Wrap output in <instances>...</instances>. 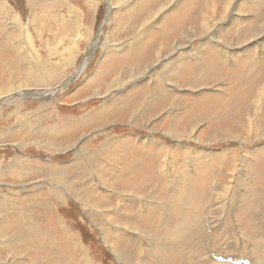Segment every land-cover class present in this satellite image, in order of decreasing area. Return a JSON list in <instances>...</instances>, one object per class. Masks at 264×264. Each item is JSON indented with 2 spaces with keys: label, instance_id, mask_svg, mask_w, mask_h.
I'll use <instances>...</instances> for the list:
<instances>
[{
  "label": "rangeland",
  "instance_id": "374dc122",
  "mask_svg": "<svg viewBox=\"0 0 264 264\" xmlns=\"http://www.w3.org/2000/svg\"><path fill=\"white\" fill-rule=\"evenodd\" d=\"M186 1L190 12L183 15L194 21H187L178 33L167 35L164 29L174 26L176 21L166 17L185 7L172 6L154 23V14L166 0H0V230L2 227L9 233L7 240L0 241V264H54L49 253H40L38 249L43 252L46 244H56L65 251L63 247L69 244L75 250L76 242L71 240L70 244L64 235L66 231L88 249L95 264H122L124 256L117 258L121 251L142 261L148 258L146 264H168L160 263L156 253L167 240L173 255L182 260L177 264H237L236 258L241 254L264 264V135H238L225 124L227 114L238 128L248 122L246 114L252 112L247 111L248 106L264 84V62L260 63L264 58V0H238L242 15L231 12L226 20L213 26L214 31L207 28L202 36L199 24L210 26L215 20L220 21L224 1L219 0L216 6L212 0ZM249 1L256 4H252L250 11L246 7ZM236 5L234 2L233 6ZM232 15L237 25L231 27ZM221 28L225 29L217 40L223 44L212 42L214 47L210 46L205 54L189 51L193 44L200 48ZM185 38L191 42L187 44L189 40ZM182 43L186 44L182 51H188L184 60L190 66L181 72L172 69L175 75H171L169 82L157 84V76L150 75L168 60L174 46L177 52L181 50L178 46ZM250 43L253 55L246 50ZM163 44L170 47L164 48ZM219 44L221 48H216ZM227 51L237 52L232 61L228 60ZM108 56L109 60H118L104 62ZM156 60L158 63L148 70L150 74L133 80L134 87L127 84L121 89L111 85L118 78L126 82ZM127 61L133 63L125 66ZM116 64L117 68L105 71ZM242 67L249 69V73ZM216 71L224 73L217 77L219 85L214 78ZM201 75L207 79L205 82ZM187 77L197 79L198 86L193 90L187 85ZM107 86L110 92L105 91ZM50 93L53 96H47ZM131 94L142 98L137 115L132 118L124 108L132 104ZM231 95L241 96L239 101L229 104L226 99ZM121 102V107L115 109ZM155 102L162 104L157 113H143L146 103L151 105L150 112L157 108ZM68 123L73 128H68ZM257 124L264 133V127H260L264 125V114ZM67 128L71 130L68 133ZM184 131L190 133L184 136ZM245 136L250 138L249 142L239 138ZM83 142H90L87 147L101 159L94 161L98 170L95 174L90 172L91 162L86 166L77 164ZM163 149L166 155H161ZM108 154H114L118 161L111 159L107 163ZM18 155L30 160L22 167L28 173L22 180L3 175L8 173L4 168L9 170ZM134 158L139 160L137 166ZM163 160L167 162L161 169ZM52 165L53 169L55 166L68 171L72 187L62 185L51 177L52 173L48 176L46 171H39L40 166H45L52 172ZM102 167L104 175L105 170L110 171L114 174L109 175L127 183L142 170L140 179L153 180V186H142L140 190L144 191H138L141 197L125 194L127 202L122 200L117 207V190L99 182ZM89 185H93L96 200L103 198L108 205L83 203L78 198L79 191L82 198L88 197ZM130 188L134 191L135 185ZM56 191L65 199L60 201ZM106 209L105 213L115 217V223L102 214ZM128 222L137 223L141 233L123 230L131 226L125 224ZM159 235L164 239H159ZM16 236L20 239H14ZM30 244L37 246L22 248ZM139 247L144 253L138 255ZM75 257L83 264L78 254ZM174 262L175 258L171 263Z\"/></svg>",
  "mask_w": 264,
  "mask_h": 264
},
{
  "label": "bare ground",
  "instance_id": "6f19581e",
  "mask_svg": "<svg viewBox=\"0 0 264 264\" xmlns=\"http://www.w3.org/2000/svg\"><path fill=\"white\" fill-rule=\"evenodd\" d=\"M132 1V0H131ZM224 1V4H223V6L221 7L222 8V11H223V18L222 19H219L220 21H216L215 20V22H214V24H212V25H210V26H205L204 25V23L201 25V24H199V29H200V35L202 36L203 35V33L205 34V30L207 29L208 31H209V28L211 27L212 29H213V26L216 24V23H218V22H221V21H223V20H226L227 19V15L228 14H231V12H235V15H237V16H240V15H242V14H240L241 13V5L239 4L240 2L238 1V0H223ZM241 1V0H240ZM185 2H187L186 0H166V3L163 5V6H161L159 9H157L158 11L154 14V16H153V22L155 23V22H158V19H159V17H160V15L162 14V12L163 11H168V10H171V8H172V6H174V5H181V6H183V7H185V9L184 10H182V11H180V10H176L175 12L173 11V12H171L166 18H168V20H170L171 21V19H174L175 21H176V24L174 25V26H172V25H170V26H168L167 28H165L164 29V31L163 32H166V34L167 35H171V34H173L174 32H176V33H178L181 29L183 30L184 28H185V25L187 24L186 22L187 21H189L187 18H186V16L187 15H183V12H187V8H186V6H185ZM212 2L214 3V6H216V5H219V0H212ZM234 2H236L237 3V5L236 6H233L234 5ZM212 3V4H213ZM211 4V5H212ZM221 4V5H222ZM252 4H255V2L254 1H249V3L247 4V8H248V10L250 11L251 9H252ZM209 5V4H208ZM256 5V4H255ZM240 6V7H239ZM213 7V6H212ZM212 7H210V8H212ZM216 8V7H215ZM240 8V9H239ZM217 9V8H216ZM237 9H238V11L239 12H237ZM258 8H256L255 10H257ZM211 10V9H210ZM215 10V9H214ZM216 11V10H215ZM214 11V12H215ZM249 11H248V13H249ZM188 12H190L189 10H188ZM213 12V11H212ZM258 12V11H257ZM206 13V12H205ZM247 13V14H248ZM217 15V14H216ZM209 16V15H208ZM220 16H221V13H220ZM232 16H234V15H232ZM110 17V16H109ZM216 18V17H215ZM226 18V19H225ZM208 19V18H207ZM206 19V20H207ZM210 19V18H209ZM218 19V18H217ZM255 19V23H256V21H258V20H256V18H254ZM237 20V19H236ZM235 16L232 18V21H230L229 22V25L231 26L232 24H235V25H237L236 23H235ZM194 21V20H193ZM192 21V22H193ZM205 21V20H204ZM247 21H248V19H247ZM191 22V19H190V21L188 22V23H190ZM191 22V23H192ZM209 22V21H208ZM254 22V21H253ZM252 22V23H253ZM151 23V22H150ZM200 23V22H199ZM207 23V22H206ZM238 23V22H237ZM250 23V22H249ZM262 23V22H261ZM258 24V23H257ZM154 25V24H153ZM156 25V24H155ZM253 25H255V24H253ZM260 25V24H259ZM256 26V25H255ZM151 27V26H150ZM196 27V26H195ZM224 27V26H223ZM227 27V26H226ZM232 27V26H231ZM258 27V26H257ZM263 28H264V26H262ZM260 28V27H259ZM224 29L225 28H221V30H219L216 34H213L212 32V34L213 35H211V37H210V35L208 36V37H210L209 39H207V42H205V43H203L202 44V46L200 47V48H196V45H194L193 44V46H192V48H191V50H189L190 52H193V53H198L199 55L200 54H202V52L204 53V52H206V53H208L207 51L208 50H210V46H213V45H211V43L212 42H216V43H221L220 42V40H217L218 38H219V36L221 35V33L224 31ZM196 30H197V28H196ZM203 30H204V32H203ZM230 30L232 31V29L230 28ZM241 30V29H240ZM257 30V29H256ZM195 30H193V32H194ZM213 31H214V29H213ZM244 31V30H243ZM247 31V30H246ZM248 31H250V30H248ZM253 31V30H252ZM144 32V31H143ZM168 32V33H167ZM192 32V31H191ZM198 32H199V30H198ZM240 32V31H239ZM264 32V31H263ZM207 33V32H206ZM215 33V32H214ZM244 33V32H243ZM247 33V32H246ZM252 33V32H251ZM257 33H258V31H257ZM146 34V33H145ZM253 34V33H252ZM256 34V33H255ZM261 34V33H260ZM141 35V34H140ZM199 35V36H200ZM206 35V34H205ZM204 35V36H205ZM223 35V34H222ZM233 35V34H232ZM244 35V34H243ZM242 35V36H243ZM257 35V34H256ZM240 36V35H239ZM247 36V35H246ZM252 36H254L255 37V35H252ZM197 37V36H196ZM235 37H236V35H235ZM248 37V36H247ZM139 38V37H138ZM138 38L136 39V44H137V42L139 41L138 40ZM200 38V37H199ZM234 38V37H233ZM250 38H251V36H250ZM224 39V38H223ZM241 39V38H240ZM187 40H189V39H186L185 38V41H187ZM233 40V39H232ZM255 40V39H254ZM99 42V41H98ZM164 42H166L167 43V41H164ZM191 41L189 40L188 42H187V44H189ZM253 42V41H252ZM262 42V41H261ZM230 43V42H229ZM236 43V42H235ZM234 43V44H235ZM168 44V43H167ZM167 44H163L162 45V47L164 46V48L165 47H167V48H169L170 46H167ZM176 44H178V43H176ZM221 44H223V43H221ZM226 43H224V45H222V47H227V45H225ZM231 44V43H230ZM99 45V44H98ZM28 46V45H27ZM107 46L108 45H106L105 44V49H104V51H107ZM184 46H186V44L184 45V43H182L181 45H179L178 47H180L181 48V50H179L178 52H177V49H176V46H174L173 48H172V51L169 53V55H168V60L165 62V63H161V67L159 68V70H154V73L153 74H151L150 75V77L152 76V78H153V76H157V79H156V83L158 84V82L160 83V84H164V81H166V83H168L169 82V79H171L172 77H171V75H175V73L174 72H171L172 71V69H174V70H178L179 69V71L181 72V70L183 69V68H185V67H189L190 65L187 63V62H185V56H186V54L188 53V51H182V49L184 48ZM110 47V46H109ZM129 47V46H128ZM135 47H136V45H134V47H131V48H133V53L134 52H136V50H135ZM214 47V46H213ZM123 48V47H122ZM216 48H221V46H220V44H219V46H217ZM232 48L234 49V48H237V47H235V46H232ZM245 48V47H244ZM251 48H252V44L250 43V44H248V46H247V48H246V50H247V52L250 54V55H253L252 54V52H251ZM126 50V49H125ZM215 50V49H214ZM226 50V49H225ZM255 50V49H254ZM162 51V50H161ZM223 51V50H222ZM262 51H264V49H262ZM30 52H31V54L33 53V51L32 50H30ZM218 53H219V51H217ZM244 52V51H243ZM247 52H246V54H247ZM255 52V51H254ZM253 52V53H254ZM108 53V52H107ZM106 53V54H107ZM159 53V52H158ZM161 54V53H160ZM205 54V53H204ZM227 54H228V60H233L234 59V56L235 55H237V52L236 53H233L232 51H227ZM107 55H109V53L107 54ZM163 55V54H162ZM207 55V54H206ZM30 56V55H29ZM156 56H158V55H156ZM209 56V55H208ZM207 56V57H208ZM216 56V55H215ZM34 57V56H33ZM113 57V56H112ZM240 57V56H239ZM248 57V56H247ZM252 57V56H251ZM35 58V57H34ZM34 58H33V60H34ZM78 58V57H77ZM115 58V57H114ZM161 58V56L159 57V58H157V60L159 61V59ZM201 58V57H200ZM211 58H212V54H211ZM218 60H219V57H216ZM250 58V57H249ZM254 58V57H253ZM115 59H117L118 60V58H115ZM115 59H113V60H115ZM202 60H203V58H201ZM205 59V58H204ZM215 59V58H214ZM247 59V58H246ZM245 59V60H246ZM250 59H252V58H250ZM250 59H248V60H250ZM113 60H109V56H108V58H105L104 59V62L105 61H113ZM154 61V63H152V64H149L148 66H147V68L143 71V72H141V73H139L138 75H136V76H132V77H130L126 82H124V80L123 79H121V78H118V79H115L114 80V83L113 84H111V85H114V86H116V87H118V88H121V89H123V88H125L126 87V85L127 84H131V85H133V87L135 86L133 83V80H135L137 77L139 78L140 76H147L148 74H150V73H148V70L151 68V67H154V65H156L157 63H158V61ZM221 60H223L222 58H221ZM243 60V59H242ZM241 60V61H242ZM254 60H256V58H254ZM252 61V62H255V61ZM257 60H258V58H257ZM77 61V60H76ZM165 61V60H164ZM188 61V60H187ZM213 61V60H212ZM215 61H216V59H215ZM225 61V60H224ZM240 61V62H241ZM115 62V61H114ZM217 62V61H216ZM227 61H225V63H226ZM239 62V61H238ZM245 62V61H244ZM248 62V61H247ZM250 62V61H249ZM248 62V63H249ZM251 62V63H252ZM264 62V58H261V64ZM131 63H133V62H131ZM131 63H128V61L126 62V65L125 66H127V65H130ZM212 63V62H211ZM210 63V64H211ZM224 63V62H223ZM223 63H221V64H223ZM248 63H245L246 64V66H247V64ZM70 64V63H69ZM72 64H74V63H72ZM220 64V63H219ZM71 65V64H70ZM75 65V64H74ZM73 65V66H74ZM232 65H234V64H232ZM244 65V64H243ZM249 65V64H248ZM252 65V64H251ZM255 65V64H254ZM117 66H118V64H116L115 66L114 65H110V66H108L107 68H105V71L106 70H110V69H114V68H117ZM214 66V65H213ZM221 66V65H220ZM219 66V67H220ZM223 66V65H222ZM224 66H226V65H224ZM236 66V65H235ZM253 66V65H252ZM251 66V67H252ZM254 67V66H253ZM255 67H256V65H255ZM263 67H264V65H263ZM213 68H215V67H213ZM212 68V69H213ZM230 68V67H229ZM243 68V67H242ZM249 68V67H248ZM210 69V68H209ZM223 69H224V67H223ZM235 69H237V67L235 68ZM245 69H247V68H245ZM252 69V68H251ZM153 70V69H152ZM234 70V69H233ZM243 70H244V68H243ZM252 70H254V69H252ZM213 71V70H212ZM218 71H220V69H218ZM218 71H216L217 73H218ZM230 71V70H229ZM232 71V70H231ZM237 71V70H236ZM245 71V70H244ZM256 71V70H255ZM263 71H264V69H263ZM169 72H171V74H169ZM228 72V71H227ZM245 72H248L249 73V69H247ZM244 72V73H245ZM121 73V72H120ZM216 73V74H217ZM235 73V72H234ZM238 73V72H237ZM252 74L254 73V72H251ZM251 73L249 74V76L251 75ZM224 74V73H223ZM222 73H218L217 75H215L214 76V78H215V80H216V82H217V84L220 82V80H218V78H220V77H218V76H220V75H223ZM229 74V73H228ZM163 75H166L167 76V78H163L162 76ZM187 75V74H186ZM186 75H185V77H186ZM233 75V74H232ZM264 75V74H263ZM243 76V75H242ZM241 76V77H242ZM246 76V75H245ZM248 76V75H247ZM246 76V77H247ZM253 76V75H252ZM176 77H179V75L178 74H176ZM210 77H213V75L212 76H209V79H210ZM218 77V78H217ZM236 77V76H235ZM240 77V78H241ZM245 77V80L246 79H248V78H246ZM255 77V76H254ZM238 78V77H237ZM252 78V77H251ZM260 77H258V79H259ZM262 78V77H261ZM260 78V79H261ZM147 79V78H146ZM187 79H189L188 81H187V85H189V87H191V89L193 90V88H196L197 86H198V83L197 82H195L197 79H191V77L189 78V77H187ZM227 79H229L230 80V78H227ZM253 79V78H252ZM259 79V80H260ZM116 80H117V82H116ZM207 79H205L204 77H203V75H201V81H203V82H205ZM238 80V79H237ZM241 79H239L238 81H240ZM258 80V81H259ZM234 81V80H233ZM251 81V80H250ZM40 82H42V81H40ZM136 82V81H135ZM224 82V81H223ZM257 82V81H256ZM232 84V83H231ZM242 84V83H241ZM219 85V84H218ZM228 86V85H227ZM233 86V85H232ZM236 85H234L233 86V89H235V90H237L236 89V87H235ZM111 87V86H110ZM225 87V86H224ZM117 88V89H118ZM208 88V87H207ZM115 89V88H114ZM222 89H223V86H222ZM218 90V89H217ZM106 92H110L111 90L109 89V87L107 86V88H106V90H105ZM112 91H113V89H112ZM125 91H126V89H125ZM231 91H232V89H231ZM98 92V91H97ZM100 92V91H99ZM149 92H151V91H149ZM223 92H224V90H223ZM225 92H226V90H225ZM227 92H230V91H227ZM101 93V92H100ZM231 93V92H230ZM239 93V92H238ZM164 94V93H163ZM223 94V93H222ZM243 94V93H242ZM131 95H133V101H132V104H127L126 106H124V108H126L127 110H126V112L128 111V117H130V118H132L133 117V115L134 114H136V112H137V109H139L138 108V106L140 105V103H141V100H142V98H136V96H135V94H131ZM219 95V94H218ZM47 96H53V95H51V93L50 94H48ZM168 96V95H167ZM230 96V95H229ZM241 95H239L238 97H234L233 98V95H231V97H230V99H229V97L226 99V101L228 102L229 101V104H232L233 102H235V101H239L238 100V98L240 97ZM112 99V98H111ZM110 100V99H109ZM113 101H115L114 100V98H113ZM5 103V102H4ZM144 103V102H143ZM155 103H157V104H154V105H159V102H155ZM223 103V102H222ZM244 103V102H243ZM123 103L121 102L120 104H118L117 105V107L115 108V109H118V108H120L121 107V105H122ZM105 106V105H104ZM146 107H147V109H142L144 112L143 113H145V112H149L150 114H151V116L152 115H154L155 113H157L158 112V110L161 108V106H162V104H160L157 108H155L152 112H150L148 109H149V107L151 106L149 103H146V105H145ZM230 106V105H229ZM123 107V106H122ZM227 107V106H226ZM106 108H108V107H106ZM247 108V107H246ZM110 109V108H109ZM224 112H227V108H224V109H222ZM229 110V109H228ZM222 111V112H223ZM247 111L250 113L251 111V113H250V115L248 116L247 114H246V116H247V118H248V122L247 123H245V124H240V126H239V128L237 127V125L235 124V122L234 121H232L233 119H231L230 117H228V114L226 115V118H225V120H226V123L225 124H228V125H230V126H232L234 129H235V131H237V132H239L238 133V135H240L242 132H246L247 134H250V133H255V134H257V135H264V133H262V131H261V128H257V123H259V122H261V115L262 114H264V84H262V87H261V89L258 91V93H257V97L254 99V102H253V100H252V104H251V106L249 107L248 106V109H247ZM142 112V111H141ZM247 112V113H248ZM137 115V114H136ZM174 118V117H173ZM135 119V118H134ZM171 119V118H170ZM243 120V119H242ZM132 121V120H131ZM144 122V121H143ZM69 124V126H68V128L70 127V125H71V123H68ZM169 124H172V123H170L169 122ZM250 124V126L249 127H247L246 125H249ZM261 125V124H260ZM71 127H72V125H71ZM167 127V126H166ZM260 127H262V129H263V127H264V125L262 124V126H260ZM67 128V133L68 132H70L71 130H69ZM73 128V127H72ZM219 129V128H218ZM72 130H74V129H72ZM76 130V129H75ZM79 131V130H78ZM170 132V131H169ZM193 132V131H192ZM75 133H76V131H75ZM74 133V134H75ZM188 133H190V131L189 132H181V134L182 135H186V134H188ZM72 134V133H71ZM219 134H220V132H219ZM218 134V135H219ZM226 134V133H225ZM65 135V134H64ZM180 135V134H179ZM237 135V136H238ZM251 135V134H250ZM60 136V135H59ZM236 136V135H235ZM66 137V136H65ZM64 137V138H65ZM82 137V136H81ZM173 137L174 138H176V139H182L183 137H178L177 135H173ZM62 138V137H61ZM187 138H190V136L188 135L187 136ZM239 138H242L241 139V141H244L245 143L246 142H249V137H247V136H245L244 138L243 137H239ZM249 138V139H248ZM256 138V137H255ZM94 139V138H93ZM196 140V139H195ZM210 140H213V138H210ZM152 141H156V140H152ZM202 141V140H201ZM203 141H205V140H203ZM85 142V141H84ZM83 142V143H84ZM149 142V141H148ZM156 142H158V141H156ZM207 142V141H206ZM86 143V142H85ZM84 143V146L83 147H81V149H80V151L82 152V153H78V155L77 156H79V155H81V156H79L77 159H78V161H77V164H84V166H86L85 165V163L86 164H88L89 162H91V164L89 165L90 166V168L89 169H91V171L90 172H95V171H98L97 170V168H96V164L94 163V161L95 162H98V159L99 160H101L100 158H97L96 156H95V153H94V150L92 151L90 148H88L87 147V145H89L90 144V142H88L87 144H85ZM203 143V142H202ZM205 143V142H204ZM82 144V143H81ZM76 145H78V144H76ZM147 145V144H146ZM69 146V145H68ZM77 147V146H76ZM158 147V146H157ZM64 148V147H63ZM148 148V147H147ZM63 150V149H62ZM166 153L167 152H165V150L163 149V151L161 152V155H166ZM198 153V152H197ZM85 154V155H84ZM98 154V153H97ZM201 156H203V155H201ZM147 158H149L150 157V155H148V156H146ZM97 159V160H96ZM111 159H114V161H118L116 158H115V155L114 154H108V159H107V163H111ZM149 159H151V158H149ZM134 161H135V163H134V165L135 166H137L138 165V163H139V160H137V158L135 159H133ZM152 160V159H151ZM30 162V160L29 159H27V158H23L21 155H18V157L16 156L15 157V159L13 160V162H12V166L10 167V169L8 170V168H4V170L3 171H5V170H7L8 171V173H5V174H3V175H8V174H10V176H7V177H10V178H12V179H16V178H18V179H23L25 176H27V174H26V172H25V170L23 171L22 170V167L24 166V165H26L27 163H29ZM152 162V161H151ZM166 162H167V160H163L162 162H161V169L164 167V166H166V165H164V163L166 164ZM168 165V164H167ZM51 167V166H50ZM92 167V168H91ZM47 167H45V166H40V168H39V171L42 173V171H46L47 172V174H48V176H50V174H51V177H55L56 179H58V180H60L61 182H62V185H66V187H67V185L68 186H71L72 187V183L70 182V179H69V177H70V175H69V173H67L68 171L66 170V172H65V170L64 169H62V168H55V166H54V169H53V165H52V167L50 168V169H52L51 171L52 172H50L49 171V169H46ZM86 168V167H85ZM74 169V167L72 166V170ZM42 170V171H41ZM64 170V171H63ZM88 170V169H87ZM87 170H85V171H87ZM101 170H103V167L100 169V171ZM39 171L37 170V171H35L36 172V174H38L39 173ZM142 170H140V171H138V172H136V174L135 175H133L132 177L133 178H130L129 180H127V181H129V183H127L126 181L125 182H122V181H124V180H120L119 179V177H112L111 175H109V174H114V173H112V172H108V171H104L105 173H107V174H105L107 177H103V176H105L103 173H102V171H101V176L99 177V182H100V184H102V185H104V186H106V187H108V186H111V188L113 189V190H117V192L116 191H114V195H115V197L118 199V201H117V204H120V205H118L117 207H120L121 206V203H122V200H123V202L124 201H126L127 202V198H123V197H125L126 195L125 194H128V195H133V193H135V194H137V195H135V196H138V197H141L139 194H138V191L140 190V188L142 187V186H146V185H149L150 186V189H151V186H153L152 185V183L154 182L153 180L152 181H147V180H145L144 178L143 179H140V178H142V177H140L141 175H142V172H141ZM30 173H33V172H30ZM86 173V172H85ZM109 173V174H108ZM95 174V173H94ZM99 174V175H100ZM2 175V174H1ZM45 175V174H44ZM98 175V174H97ZM98 175V176H99ZM5 176V177H6ZM97 176V177H98ZM111 176V177H110ZM114 176V175H113ZM4 177V176H3ZM49 179H50V177H49ZM97 179V178H96ZM54 180V179H53ZM52 181V180H51ZM98 181V180H97ZM53 182V181H52ZM74 182V181H73ZM203 182V181H202ZM95 183V182H94ZM122 185V187L120 186V184ZM1 184H2V182H1ZM59 184V183H58ZM57 184V185H58ZM75 184V183H74ZM132 184H134L135 185V190H137V191H133V189H131L130 187L132 186ZM95 185H97V184H95ZM33 186H35V185H33ZM76 186V185H75ZM86 186V185H85ZM90 187V189L88 190V194H86V195H88V197L86 196V197H83V198H85V199H83L82 198V196L80 195L81 194V192L79 191V192H77L78 193V198H80V199H82L83 200V203H88V202H97V203H99V204H104L105 202H106V205H108V201L107 200H105V199H103L102 198V200H101V198L100 199H98V200H96V198H95V195H94V192H92V187H93V185L91 186V185H89ZM103 186V187H104ZM26 187V186H25ZM224 187H226V186H224ZM224 187H222V188H224ZM33 188V187H32ZM35 188V187H34ZM32 190V189H31ZM53 190V189H52ZM73 190H76V189H73ZM112 190V191H113ZM154 189H152L150 192H152ZM141 192H143L144 190H140ZM139 191V192H140ZM226 191V190H225ZM137 192V193H136ZM140 192V193H141ZM51 193V192H50ZM80 193V194H79ZM53 194V193H52ZM56 195H57V197L59 198V200L60 201H62L63 199H65V197L59 192V191H56V193H55ZM54 194V195H55ZM226 195V194H225ZM110 198V197H109ZM115 198V199H116ZM133 200V199H132ZM98 204V205H99ZM231 204V203H230ZM93 205V204H92ZM105 205V204H104ZM158 205V204H157ZM112 206H114V205H112ZM112 206H111V208L110 209H112ZM209 206V205H208ZM95 207H97V206H95ZM99 207V206H98ZM114 208H116V207H114ZM13 209V208H12ZM90 209V208H89ZM91 210V209H90ZM117 210V209H116ZM107 211V209L106 210H103V212L104 213H102L104 216L105 215H107L106 216V218L108 217V219H110L112 222H114L115 223V217H113L112 215H108L107 213H105ZM136 212V211H135ZM137 213H139V211H137ZM2 214V213H1ZM123 214H124V212H123ZM224 215V214H223ZM4 216V212H3V215H2V217ZM9 216V215H8ZM102 217V216H101ZM126 217V216H125ZM4 218V217H3ZM134 218V217H133ZM11 219V218H10ZM42 219V218H41ZM137 219V218H136ZM116 220L119 222L120 221V219L119 218H117L116 217ZM129 220V219H128ZM207 220V219H206ZM215 220V219H214ZM7 221V220H6ZM139 221V220H138ZM9 222H11V221H9ZM13 222V221H12ZM63 222V221H62ZM108 222V221H107ZM121 222V221H120ZM218 222V221H217ZM35 222H33V224H34ZM109 223V222H108ZM221 223V222H220ZM13 224V223H12ZM65 224V223H64ZM104 224H107V223H104ZM125 224H130L131 226H129V228H125L124 227V229L123 230H128V229H131V230H133V232L134 231H137L138 233L140 232L141 233V231L139 230V227L135 224V223H130V222H128V223H125ZM16 225V224H15ZM112 225V224H111ZM16 227V226H15ZM122 227H123V225H122ZM34 228V227H33ZM121 228V227H120ZM7 229V228H6ZM17 229H18V226H17ZM63 229V231H65V227L64 228H62ZM31 230V229H30ZM58 230V229H57ZM116 230V229H115ZM130 230V231H131ZM33 231V230H32ZM115 233H117V235L119 236V233H120V231H115ZM7 235H9V233L7 232V230H3V228L1 227V230H0V241H3V239H8L9 237L7 236ZM19 235H20V233H19ZM64 235H65V237L67 238V239H69V241H70V244H71V240H73V241H75L76 243H75V245H74V247H75V250H74V248H73V246H72V249L74 250V252H72V249L70 248V246H69V244L68 245H65L66 247H63V249L65 250V251H62V249L59 247V246H57L56 244H46L45 246H43V252H42V249H38V251H40V253H49V259L51 260V262L52 263H54V264H79L78 263V261L76 260V255L78 254V256L80 257V259H82L83 260V264H95V262L93 261V259L89 256V253H88V249L87 250H85L84 249V247H82L80 244H79V242L76 240V238L75 237H72L71 238V236H70V233L68 232V231H66V232H64ZM21 236H23V235H21ZM73 236V235H72ZM104 236V235H103ZM60 237V236H59ZM23 238V237H22ZM159 239L160 238H163L164 239V236L163 235H159V237H158ZM230 238V237H229ZM14 239H20L19 237H15ZM60 239H62V238H60ZM146 240V239H145ZM22 241V240H21ZM26 241V240H25ZM104 241V240H103ZM143 242V241H142ZM29 243V242H28ZM63 243H65L66 244V241L64 242L63 241ZM106 243V242H105ZM166 243V244H165ZM229 243V242H228ZM144 244V243H143ZM163 244H164V246H163V248H161L162 250H159V251H157L156 253L160 256V258H161V262L160 263H164L165 261L168 263V264H177V263H179V262H181L182 260H180V258L178 257V256H174L173 255V253L171 252V247H170V243H169V241L167 240V242L166 241H164L163 242ZM231 244V243H230ZM229 244V245H230ZM84 245V244H83ZM233 245H235V244H233ZM33 246H37L36 244H30L29 246H24V247H22L24 250H27V249H29V248H31V247H33ZM232 246V245H231ZM112 248V247H111ZM151 249V248H150ZM2 250V249H1ZM120 250V249H119ZM149 250V249H148ZM157 250V249H156ZM155 250V251H156ZM137 251H138V255L139 254H141V253H144V249H141L140 247L137 249ZM146 251V250H145ZM147 252V251H146ZM69 253V254H68ZM121 254L122 255H118V257L117 258H120L121 256H124V257H121V259H124L123 260V262H122V264H146V263H144L145 262V259H147L146 261L148 262L149 261V259L148 258H145L143 261L142 260H140L139 258H136V257H134V256H129V255H126V253L124 252V251H121ZM196 254V253H195ZM250 254V253H249ZM14 256H16V257H18L17 255H16V253H14L13 254ZM68 255V256H67ZM146 255V254H145ZM74 257V258H73ZM71 258H73L72 259V261H70V259ZM173 258H175V262L174 263H171V261H172V259ZM240 258V259H239ZM239 258H236V260H239L238 261V263L237 264H263V263H261L260 261H257V260H255V259H253V258H251V257H248V256H245V255H243L242 256V254H241V256H239ZM0 259H2L1 257H0ZM3 260V259H2ZM213 262V261H212ZM222 262V261H221ZM159 263V262H158ZM3 264V263H2ZM10 264H12V263H10ZM15 264H20V263H15ZM32 264H34V263H32Z\"/></svg>",
  "mask_w": 264,
  "mask_h": 264
},
{
  "label": "water",
  "instance_id": "95a60500",
  "mask_svg": "<svg viewBox=\"0 0 264 264\" xmlns=\"http://www.w3.org/2000/svg\"><path fill=\"white\" fill-rule=\"evenodd\" d=\"M64 85H65V84L61 85V87L64 86Z\"/></svg>",
  "mask_w": 264,
  "mask_h": 264
}]
</instances>
